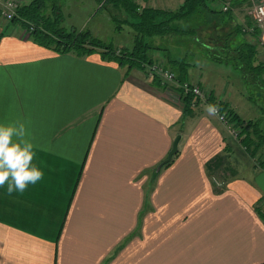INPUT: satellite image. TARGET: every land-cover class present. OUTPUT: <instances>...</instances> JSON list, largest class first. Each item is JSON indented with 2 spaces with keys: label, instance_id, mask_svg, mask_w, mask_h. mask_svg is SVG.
Returning a JSON list of instances; mask_svg holds the SVG:
<instances>
[{
  "label": "crops",
  "instance_id": "0c3cea01",
  "mask_svg": "<svg viewBox=\"0 0 264 264\" xmlns=\"http://www.w3.org/2000/svg\"><path fill=\"white\" fill-rule=\"evenodd\" d=\"M228 1L243 25L248 1ZM20 35L0 18V121L24 123L44 175L22 192L0 186V264H264V146L249 161L210 102L184 116L170 82ZM195 62L187 81L239 115V75L228 67L230 82L213 67L212 78ZM177 135V153L156 170Z\"/></svg>",
  "mask_w": 264,
  "mask_h": 264
},
{
  "label": "trees",
  "instance_id": "16d2710c",
  "mask_svg": "<svg viewBox=\"0 0 264 264\" xmlns=\"http://www.w3.org/2000/svg\"><path fill=\"white\" fill-rule=\"evenodd\" d=\"M51 1L23 0L10 22L22 26L27 38L33 43L54 53L77 57L99 54L103 60L113 62L126 71L136 69L148 75L149 71L146 68L156 65L153 52L167 54L166 48L153 46L150 39L194 37L193 39L199 41L198 33H212L219 36L220 45L212 46L211 53L204 58L213 63L224 62L227 65L231 63L239 72L243 83L256 88L264 87V51L260 54L258 50L261 47V30L256 27L252 31L243 30V27L234 20L231 9L221 12L218 8L219 3L215 0H183L177 9L172 11L148 6L139 7L131 0H102L104 6L108 3L125 13L126 19L122 23L132 31V43L129 47H116L88 31L65 28L61 22L60 7L50 3ZM252 23L251 19L248 26ZM247 35L253 42L243 38ZM225 51L226 56L223 55ZM163 59L167 62L164 68L171 72L177 84L188 82L186 71L192 66L190 58L183 56L180 59H173L166 55ZM152 79L155 84H161V78L157 74H154ZM175 89L184 105V116L189 115L193 108V96L189 93L184 94L178 87ZM206 102L216 103L211 93L208 94ZM219 106L221 111H226L231 121L242 126L243 137L240 142L250 154L253 155L258 148L264 146V130L259 122L241 120L224 102L219 101ZM170 163L171 161L164 163L160 169Z\"/></svg>",
  "mask_w": 264,
  "mask_h": 264
},
{
  "label": "rangeland",
  "instance_id": "374dc122",
  "mask_svg": "<svg viewBox=\"0 0 264 264\" xmlns=\"http://www.w3.org/2000/svg\"><path fill=\"white\" fill-rule=\"evenodd\" d=\"M19 4L23 2V0H17ZM133 3L137 4L139 7H144L142 5V2H145V0H131ZM248 2H243L239 5V10L237 11L238 15L240 16V20L243 22V25H240L244 29H248V23L252 19V12L253 8L255 7V4L258 3L260 0H247ZM50 3L56 4L60 7L62 12V26L65 28H75L78 31H88L92 33L94 36L98 37L100 40L104 42H111L116 47H129L131 45L132 41V31L124 25L122 22L126 19L125 13L120 8L112 7L110 4L106 3L104 6L103 1L99 2L98 0H52ZM172 7V6H171ZM170 7V8H171ZM51 8V6H49ZM219 10L221 11L220 5H218ZM172 9V8H171ZM222 12V11H221ZM233 16V15H232ZM234 18V17H233ZM249 18V20H248ZM245 23V24H244ZM16 25V29H18V34L21 37L26 38L27 34L22 26L19 27V24L14 23ZM241 24V22H240ZM119 26V27H118ZM224 32V31H223ZM217 33V32H215ZM224 38V36H222ZM194 37H173V38H152L150 39L151 44L153 46H157L158 48H166L167 54H163V52H153L152 56L154 60H156V65L162 66L164 68V65L166 63H163L161 59H163V56H169L173 59H180L185 56L189 59L195 60V57H197V62L200 63L203 66L202 73L204 75L212 76V78H215L217 73H214L215 71H218L215 68H218L221 73H225L228 75L226 79L228 81L233 82L235 79L231 77L228 71V67L233 72V74L239 75L240 80L241 76L238 71H236L235 68L230 64L222 63L223 65H220L219 63H213L208 58L205 59L204 57L207 56V54L211 53L212 46L220 45L219 42V36L212 34V33H206L201 34L198 33L199 41L196 39H193ZM243 38H246L247 40L250 39V36H243ZM176 39H179L178 41H175ZM160 46V47H159ZM211 50V51H210ZM259 53H263V49L259 47ZM199 53L201 56H199ZM217 53H219L217 51ZM224 56L227 55V52L223 53ZM199 56V57H198ZM212 64H210V63ZM162 63V64H161ZM150 68V67H149ZM170 68V67H167ZM148 69V68H146ZM165 70L169 71L168 69L164 68ZM171 69V68H170ZM175 68H172L171 70H174ZM170 72V71H169ZM219 72V71H218ZM264 79V76H263ZM243 82V81H242ZM216 85V84H215ZM244 89H242L241 92L236 93V90H232V100H233V106L236 108L238 112V116L241 118V120L247 122H259L260 127L262 130H264V87L256 88L254 86H248L245 83H243ZM230 89V88H229ZM204 94H206V91H204ZM196 102H199L200 99L193 98ZM215 100H218L215 98ZM231 100V101H232ZM221 101V100H219ZM235 124V123H234ZM241 126V125H240ZM238 124H235V128L237 129V135H232V138L236 139V141H240L243 137L242 134V126L240 127ZM228 130V129H227ZM238 154H242L244 157H247L248 160H252L249 156L250 151L246 150L243 146L242 149H240V152ZM251 155V154H250Z\"/></svg>",
  "mask_w": 264,
  "mask_h": 264
},
{
  "label": "clouds",
  "instance_id": "9594fccd",
  "mask_svg": "<svg viewBox=\"0 0 264 264\" xmlns=\"http://www.w3.org/2000/svg\"><path fill=\"white\" fill-rule=\"evenodd\" d=\"M217 107L209 103L206 111L214 115ZM25 134L24 123L0 121V186L7 182L8 193L22 192L44 175L43 169L33 163L34 145L23 138Z\"/></svg>",
  "mask_w": 264,
  "mask_h": 264
},
{
  "label": "built area",
  "instance_id": "2783aa9c",
  "mask_svg": "<svg viewBox=\"0 0 264 264\" xmlns=\"http://www.w3.org/2000/svg\"><path fill=\"white\" fill-rule=\"evenodd\" d=\"M219 3L221 11L227 12L229 9H231L230 1L228 0H215ZM19 3L17 0H0V18L4 19L7 22H10L12 18L15 15L16 9L19 7ZM252 20L253 23L248 29H244L246 31H252L254 27L258 29H262L264 27V0L258 1V3L255 4V7L253 8L252 12ZM148 75L152 77L154 74H157L161 78V83L167 86V83H172L175 85V87L180 88V90L183 91L184 94H191L193 98L200 99L199 102H196L193 99L192 107H195L200 102H206L208 94H204V90H202L199 86L193 85L189 82L183 83L182 85H179L175 82L173 75L171 72L165 70L160 65L152 66L151 68H148ZM217 107L216 116L218 120L223 123L226 128L228 129L229 133L232 135H237V129L235 128V124L233 121L230 120L228 117L226 111H221L219 106V101H216L215 103ZM238 136V135H237ZM213 184L217 187L223 186L222 183L216 179L215 177L212 178Z\"/></svg>",
  "mask_w": 264,
  "mask_h": 264
},
{
  "label": "water",
  "instance_id": "95a60500",
  "mask_svg": "<svg viewBox=\"0 0 264 264\" xmlns=\"http://www.w3.org/2000/svg\"><path fill=\"white\" fill-rule=\"evenodd\" d=\"M179 140H180V135H177L173 142H172V145H171V148L167 154V157L165 160H163L159 165L158 167L156 168V170H159L160 167L164 164V163H168L171 161L173 155H175L177 153V149H178V143H179Z\"/></svg>",
  "mask_w": 264,
  "mask_h": 264
}]
</instances>
